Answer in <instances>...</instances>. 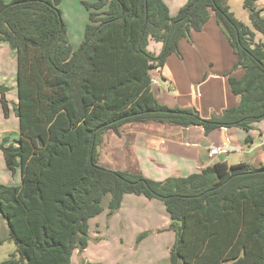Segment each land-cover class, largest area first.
<instances>
[{
  "label": "trees",
  "instance_id": "1",
  "mask_svg": "<svg viewBox=\"0 0 264 264\" xmlns=\"http://www.w3.org/2000/svg\"><path fill=\"white\" fill-rule=\"evenodd\" d=\"M63 0H0V43L17 56V144L4 138L6 167L18 186L0 185V213L16 251L1 264H70L89 242V222L119 210L125 195L164 202L176 234L170 264H264V165L218 161L186 177L154 181L98 164L104 134L131 123L178 128H240L264 120V9L244 0L255 29L228 0H187L173 17L163 0H81L89 12L85 40L74 50ZM237 57L228 76L241 103L202 118L196 108H170L153 91L152 68L182 58L180 43L212 18ZM150 41L163 44L160 55ZM7 88L0 86L8 116ZM252 138L248 136L246 143ZM4 242L0 240V245Z\"/></svg>",
  "mask_w": 264,
  "mask_h": 264
},
{
  "label": "rangeland",
  "instance_id": "2",
  "mask_svg": "<svg viewBox=\"0 0 264 264\" xmlns=\"http://www.w3.org/2000/svg\"><path fill=\"white\" fill-rule=\"evenodd\" d=\"M179 1L165 0L170 14L173 17L180 10L178 8ZM185 1L187 3V0ZM228 5L230 6V11L234 13L238 20L255 31L250 20L249 12L244 8V0H228ZM256 5L259 9H264V0H258ZM59 8L62 12V18L70 44L74 50H78L85 40V29L89 22V12L82 5L81 0H63L59 4ZM174 8L175 12H172L171 9ZM193 34L190 40H184L183 48L180 47L182 58L187 53L190 55L197 51L199 57L203 56L206 58V60L204 58L206 69L210 72L214 71V73H217L216 69L209 68L210 59L207 57L209 55V57H214L218 53L208 51L210 54H207V50L203 51L201 47L193 48L195 51L192 53L188 52L192 48V45L195 47L194 38H198V35ZM256 42L264 43V35L256 32ZM1 45L4 47H0V86L7 88L6 99L8 101L9 114L7 117L4 114L0 94V131L6 129L7 143L16 145V141L19 138L18 118L15 111L18 102L16 55L15 51L7 43H1ZM173 58H176L174 59L175 62H171L167 68V75L171 74L175 77L176 75L179 76V71L178 68L175 69L173 67V64H177L179 62L177 60H181L182 58L178 56ZM156 72L157 69L152 72V75H155ZM185 76L180 71L182 81L179 84L182 95L188 94L193 90L191 96L197 98L198 93L205 95L203 88L196 89L197 86L195 83L202 82L200 76L196 77L194 74L189 76L186 73ZM175 79L177 81L176 77ZM161 83L163 84L162 80ZM198 100L202 102L203 99L198 98ZM157 126L163 128L156 136L162 137V144L167 146L166 151L146 149L143 147V149H138V152H135L136 145L144 144L149 140L147 135L138 134L133 137L124 135L120 138L113 131H109L103 136L98 164L111 170L129 169L132 173L141 174L145 178L154 181H163L170 176H174L178 171L176 168L183 171L187 170L188 168L183 167L181 164L183 162V157L181 156H185L190 161V158L187 156L191 155L190 152L193 148L187 147L185 144H180L179 146L172 145L170 143L173 141L171 129L164 125ZM157 126L154 127L158 128ZM151 128L147 130L148 133L151 131ZM193 130H195L194 127L192 128L191 135L198 136L196 131ZM202 135L205 136L203 133ZM3 141L4 139L0 135V144ZM223 148L224 152L232 154L231 151L227 152L225 147ZM137 156L139 157L138 161ZM234 157L240 158V154L238 155L237 153ZM236 161L237 158L230 160V162L235 163ZM13 174L14 172L7 169L3 159V152L0 149V185L13 186V183H16L17 176H20L19 170H17V175L13 176ZM109 200L110 196L106 195L102 203L104 208L103 213L92 218L89 222L90 231L87 248L83 252L75 251L70 264H170V251L173 246L170 243L168 235L170 227L167 225V222L169 221H164L163 217L166 214V211H163L164 209L166 210L164 202L155 199L152 202L158 203V205L155 204L156 207L154 208V204L144 197L125 195L120 209L110 215L108 211ZM154 220L157 222L156 224H152ZM5 222V219L1 216L0 238L4 239L7 237L6 227H4ZM15 251L16 246L12 240L8 239L0 245V264L9 260Z\"/></svg>",
  "mask_w": 264,
  "mask_h": 264
},
{
  "label": "crops",
  "instance_id": "3",
  "mask_svg": "<svg viewBox=\"0 0 264 264\" xmlns=\"http://www.w3.org/2000/svg\"><path fill=\"white\" fill-rule=\"evenodd\" d=\"M6 2H10L12 0H4ZM165 2V0H163ZM185 0H180L178 2V8H182L185 5ZM177 8V7H176ZM172 12H175V8L171 9ZM195 35H198V38H194V44L190 46V50L188 52L192 53L195 51L196 47H201V50L206 51L207 54H210L208 51L218 53L214 57H207L210 59L209 68L216 69L217 73L210 72L206 69L205 62L203 56H198V52L195 51L194 54L183 55V58L177 64H173L174 68L179 71V76L176 75L177 81L173 75H167V68L170 66L171 62H175L173 58L176 55H171L168 57L166 64L163 68L157 70L156 74L154 75L153 80V91L157 100L170 108H196L202 118L208 119L212 115H221L224 110L239 106L241 103V99L239 96L235 95L232 91V88L229 84L228 76L235 77L237 79H241L245 74V69L239 68L233 71L234 66L237 63V57L234 54L232 47L228 44L225 37L223 36L220 28L218 27L216 20L212 16V18L202 27L200 31H194ZM192 33V34H193ZM194 35V34H193ZM196 37V36H193ZM185 40V39H184ZM184 40L181 41L180 47L183 48ZM3 43V42H2ZM0 47H4L0 43ZM194 48V49H193ZM148 49L150 52L155 54L156 56L160 55L163 49V44L158 43L155 41H150ZM218 50V51H215ZM220 53V54H219ZM16 55V52H15ZM178 59V58H177ZM206 60V58H205ZM195 69V71H194ZM181 74L185 76V73L191 76L192 74L200 76L202 82L195 83L196 89L203 88L205 90V95H201V93L197 94V98L191 96V93L182 95L180 90L179 82L182 81L180 77ZM16 73H17V56H16ZM17 75V74H16ZM17 78V77H16ZM186 78V76H185ZM163 81V84L161 83ZM199 99H203L202 102H199ZM164 125L158 123H131L123 126L120 129V134H117L122 138L124 135H128L130 137L137 136L138 134L147 135L149 140H147L144 144H138L135 146V152H138V149H153V150H167V146L163 145V139L161 136H156L159 131L163 128H159L157 125ZM19 125V121H18ZM158 128H155L154 126ZM171 129V137L173 141L170 142L172 145L179 146L180 144H185L187 147L193 148L191 150V155L187 156L190 158V161L187 160L185 156L183 157V162L181 164L183 167L188 168L187 170L183 171L181 169L176 168L178 171L174 174V176L170 177H186L194 173L200 172L206 166H210L218 161H226L228 164H238V163H249L254 165L255 167H260L264 165V120L255 122L252 124V130L247 132L240 128H231V129H221L215 130L211 132L209 135H202L204 134V130L202 127H194L198 136L191 135L192 128L186 129V142L183 140V129L178 127H172L169 125H164ZM152 127V128H151ZM151 128V131L148 133V129ZM6 129H2L0 131L1 138H6ZM250 136L252 138L249 144L246 143V138ZM126 137V136H125ZM190 144V145H189ZM189 145V146H188ZM212 146H223L225 150L231 151L232 154L224 153L218 156L214 160H210L207 157V149ZM185 152V151H184ZM240 154L239 157H234V155ZM183 154V153H182ZM237 158L236 163L230 162L231 159ZM4 159V155H3ZM230 159V160H229ZM139 157L137 156V161ZM5 163V160H4ZM6 165V164H5ZM193 168V169H191ZM8 169V168H7ZM9 170V169H8ZM192 170V171H190ZM121 171H129V169H124ZM17 171L13 174V176L17 175ZM20 176L18 175L16 178V183H13V186H18L22 182L21 172L19 171ZM153 178V177H152ZM169 178V177H168ZM136 196V195H135ZM137 197V196H136ZM142 197V196H138ZM145 198V197H144ZM147 199V198H145ZM149 200V199H147ZM124 201V200H123ZM143 201V200H139ZM149 201H155L149 200ZM154 208L156 207L154 203ZM163 211H166L165 209ZM164 221L167 222L170 227L171 219L167 211L165 212ZM0 213V217H1ZM155 219V218H154ZM6 221V220H5ZM155 220L152 224H156ZM151 224V226H152ZM6 227V236L4 238H0L1 241L5 242L8 240L9 237V227L7 222L4 224ZM170 229V228H169ZM164 230V228H162ZM161 232V231H158ZM169 240L172 243V246L175 243L176 234L173 230L170 229L169 232Z\"/></svg>",
  "mask_w": 264,
  "mask_h": 264
},
{
  "label": "built area",
  "instance_id": "4",
  "mask_svg": "<svg viewBox=\"0 0 264 264\" xmlns=\"http://www.w3.org/2000/svg\"><path fill=\"white\" fill-rule=\"evenodd\" d=\"M224 153V148L222 146H212L207 149V157L210 160L215 159Z\"/></svg>",
  "mask_w": 264,
  "mask_h": 264
},
{
  "label": "water",
  "instance_id": "5",
  "mask_svg": "<svg viewBox=\"0 0 264 264\" xmlns=\"http://www.w3.org/2000/svg\"><path fill=\"white\" fill-rule=\"evenodd\" d=\"M155 70H156V69L152 68V69L150 70V73L152 74V72L155 71ZM183 137H184L183 140L186 142V129H185V128L183 129Z\"/></svg>",
  "mask_w": 264,
  "mask_h": 264
}]
</instances>
